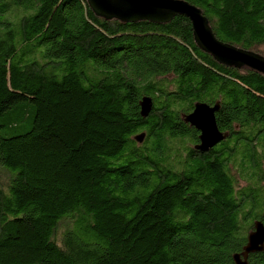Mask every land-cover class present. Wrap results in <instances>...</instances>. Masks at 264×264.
Instances as JSON below:
<instances>
[{
	"label": "trees",
	"instance_id": "1",
	"mask_svg": "<svg viewBox=\"0 0 264 264\" xmlns=\"http://www.w3.org/2000/svg\"><path fill=\"white\" fill-rule=\"evenodd\" d=\"M185 1L217 40L264 58V0ZM196 101L219 104L224 138L206 152L182 119ZM256 219L262 73L203 50L181 14L0 0V264H234Z\"/></svg>",
	"mask_w": 264,
	"mask_h": 264
},
{
	"label": "water",
	"instance_id": "2",
	"mask_svg": "<svg viewBox=\"0 0 264 264\" xmlns=\"http://www.w3.org/2000/svg\"><path fill=\"white\" fill-rule=\"evenodd\" d=\"M118 1V0H117ZM123 6L119 7L109 0H86L91 10L98 16L115 17L126 21L148 20L164 22L174 14L185 16L191 25L195 42L203 50L212 54L225 64L244 65L264 75V58L223 43L217 40L206 25L200 10L185 0H119ZM218 102L210 105L196 101L192 109L183 115L182 119L197 131V143L192 147L198 152H206L220 140L224 134L216 126L214 113L218 109ZM139 115L145 117L152 107L149 96H142L138 101ZM142 135L134 138L140 142ZM264 249V225L260 220L252 222V229L247 234L246 243L241 252L234 253V264H247V255Z\"/></svg>",
	"mask_w": 264,
	"mask_h": 264
},
{
	"label": "rangeland",
	"instance_id": "3",
	"mask_svg": "<svg viewBox=\"0 0 264 264\" xmlns=\"http://www.w3.org/2000/svg\"><path fill=\"white\" fill-rule=\"evenodd\" d=\"M110 2H112L113 4L119 6V7H122L123 6V2L122 1H117V0H109ZM261 50L264 51V46L261 47Z\"/></svg>",
	"mask_w": 264,
	"mask_h": 264
},
{
	"label": "flooded vegetation",
	"instance_id": "4",
	"mask_svg": "<svg viewBox=\"0 0 264 264\" xmlns=\"http://www.w3.org/2000/svg\"><path fill=\"white\" fill-rule=\"evenodd\" d=\"M198 133V132H197ZM196 136H197V134H196Z\"/></svg>",
	"mask_w": 264,
	"mask_h": 264
}]
</instances>
